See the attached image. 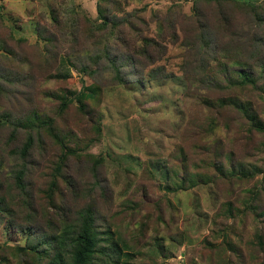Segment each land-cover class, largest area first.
<instances>
[{
  "label": "rangeland",
  "instance_id": "rangeland-1",
  "mask_svg": "<svg viewBox=\"0 0 264 264\" xmlns=\"http://www.w3.org/2000/svg\"><path fill=\"white\" fill-rule=\"evenodd\" d=\"M84 224L91 264H264V0H0V264Z\"/></svg>",
  "mask_w": 264,
  "mask_h": 264
},
{
  "label": "trees",
  "instance_id": "trees-1",
  "mask_svg": "<svg viewBox=\"0 0 264 264\" xmlns=\"http://www.w3.org/2000/svg\"><path fill=\"white\" fill-rule=\"evenodd\" d=\"M98 16L102 21H104L105 24L106 21H108V17L105 15L104 10L101 7H98ZM242 80L246 82H250V76L247 73H241L239 75ZM77 102L81 103L80 99H77ZM239 105L241 103L236 100V103L234 106L236 108H240ZM245 116L248 117L249 120L256 121L255 118L251 117L249 113H247V109L244 111ZM262 126L258 125L257 128L260 130ZM68 238V234L63 233L58 238L55 239L54 243L55 246H57V251L54 254L52 260L49 262V264H91L93 261L94 254L99 253L102 256H106V254H117L113 252V250L116 249V244L112 243L111 249H106L105 247L98 246V239L94 233V231L91 229V227L88 224H84L82 227L81 232L73 239L71 240V251L69 254L68 261L63 259V255L59 250H63V242ZM112 250V251H111ZM110 257V256H108ZM117 255L114 257V260H117ZM106 264V263H105Z\"/></svg>",
  "mask_w": 264,
  "mask_h": 264
}]
</instances>
